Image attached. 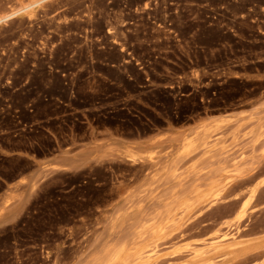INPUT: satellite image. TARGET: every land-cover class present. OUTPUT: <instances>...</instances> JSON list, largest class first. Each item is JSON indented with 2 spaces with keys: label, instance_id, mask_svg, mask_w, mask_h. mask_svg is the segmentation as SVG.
<instances>
[{
  "label": "rangeland",
  "instance_id": "rangeland-1",
  "mask_svg": "<svg viewBox=\"0 0 264 264\" xmlns=\"http://www.w3.org/2000/svg\"><path fill=\"white\" fill-rule=\"evenodd\" d=\"M94 259L264 264V0H46L0 26V264Z\"/></svg>",
  "mask_w": 264,
  "mask_h": 264
},
{
  "label": "bare ground",
  "instance_id": "bare-ground-1",
  "mask_svg": "<svg viewBox=\"0 0 264 264\" xmlns=\"http://www.w3.org/2000/svg\"><path fill=\"white\" fill-rule=\"evenodd\" d=\"M32 2H33V1H32ZM26 6H27V5H26ZM34 6H36V3L30 4V5L27 6V7L21 8V9H19V11H21L22 13H24V12L28 11L29 9L33 8ZM29 17H30V16H29ZM210 180H212V179H210ZM212 181H213V180H212ZM211 183H212V182H211ZM214 184H215V183H214ZM215 185H216V187H217V184H215ZM209 187H210V185L208 186V188H209ZM213 187H214V186H213ZM216 187H215V188H216ZM210 188H211V187H210ZM210 188H209V189H210ZM214 190H215V189H214ZM218 191H219V190H218ZM233 208H234V207H233ZM216 240H217V239H216ZM222 241H223V240H222ZM224 241H225V243H227L226 240H224ZM231 241H232V240H231ZM120 242H121V241H120ZM120 242H119V244H120ZM219 242H220V241H219ZM219 242H217V244H218ZM233 242H234V240H233ZM233 242H232V243H233ZM121 243H122V242H121ZM220 243H221V242H220ZM222 243H223V242H222ZM261 243H263V242H261ZM119 244H118V245H119ZM124 244H125V243H124ZM229 244H230V243H229ZM233 244H234V243H233ZM218 245H219V244H218ZM224 245H225V244H224ZM224 245H223V246H224ZM227 245H228V243H227ZM260 245H261V244H260ZM116 246H117V245H116ZM124 246H125V245H124ZM246 246H247V245H246ZM257 246H258V245H257ZM211 247L213 248V247H215V246H211ZM216 247H217V246H216ZM219 247H220V245H219ZM225 247H226V246H225ZM230 247H231V246H230ZM114 248H115V247H114ZM126 248H127V247H126ZM241 248H242V247H241ZM244 248H246V247L244 246L243 249H240V248H237V249L240 250V251H241V250H247V249H248V247H247V249H244ZM116 249H117V248H116ZM238 250H237V252H238ZM111 251H112V250H111ZM111 251H110V252H111ZM125 251H126V249H125ZM230 251H231V250H230ZM232 251H233V250H232ZM234 251H235V250H234ZM114 252H115V251H114ZM114 252H113V253H114ZM218 252H219V251H218ZM225 252H226V251H225ZM225 252H224V253H225ZM227 252H228V250H227ZM245 252H246V251H245ZM122 253H123V252H122ZM122 253H121V254H122ZM127 253H128V252H127ZM220 253H222V252H220ZM107 254H108V253H107ZM107 254H106V255H107ZM121 254H120V256H121ZM106 255H105V256H106ZM123 255L125 256V254H123ZM123 255H122V256H123ZM126 255H127V254H126ZM103 256H104V255H102V258H103ZM108 256H109V255H108ZM120 256H119V258H121ZM114 257H115V256H114ZM98 258L100 259L99 262H101V261H102V260H101L102 258H100V257H98ZM104 258H107V257H104ZM123 258H124V257H123ZM123 258H122V259H123ZM127 258H128V257H127ZM129 258H130V257H129ZM94 260H97V259H94ZM94 260H93V263H94V264H99L98 260H97L96 262H94ZM112 260H113V259H112ZM114 260H115V259H114ZM117 260H118V259H117ZM129 260H130V259H129ZM103 261H104V259H103ZM110 261H111V260H110ZM126 261H127V260H126ZM91 262H92V260H91ZM97 262H98V263H97ZM104 262H105V261H104ZM119 262H121V260H120ZM93 263H89V264H93ZM116 263L118 264V262H116ZM102 264H103V262H102ZM108 264H109V263H108ZM125 264H126V262H125Z\"/></svg>",
  "mask_w": 264,
  "mask_h": 264
},
{
  "label": "clouds",
  "instance_id": "clouds-1",
  "mask_svg": "<svg viewBox=\"0 0 264 264\" xmlns=\"http://www.w3.org/2000/svg\"><path fill=\"white\" fill-rule=\"evenodd\" d=\"M46 0H35L36 5H40L45 3ZM21 11H7L0 12V26L8 25L12 20H14L17 16L23 15Z\"/></svg>",
  "mask_w": 264,
  "mask_h": 264
}]
</instances>
